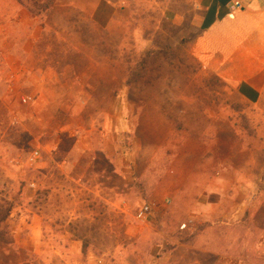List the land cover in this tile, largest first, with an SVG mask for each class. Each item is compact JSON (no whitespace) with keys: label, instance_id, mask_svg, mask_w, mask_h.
Returning a JSON list of instances; mask_svg holds the SVG:
<instances>
[{"label":"crops","instance_id":"crops-1","mask_svg":"<svg viewBox=\"0 0 264 264\" xmlns=\"http://www.w3.org/2000/svg\"><path fill=\"white\" fill-rule=\"evenodd\" d=\"M104 4L105 12L111 11L100 23L95 16ZM90 5L92 9L73 0L55 4L48 15L36 17L16 0H0V73L5 70L12 85L26 87L119 86L114 78L109 82L108 71L116 69L109 50H74L67 41L75 22L65 19L66 28L56 23L62 12L80 10L103 34L114 24V9L103 0H90ZM164 16L187 40L184 49L189 56L227 89L228 104L208 116L211 123L202 131L175 147L174 165L161 183L166 193L142 205L154 210L147 223L135 220L142 206L134 211L125 195L126 163L116 145L120 182L112 178L111 187L104 186L109 178L97 179V171L92 170L82 178L69 175L68 188H56V198L70 203L56 206V232L47 226L48 209L38 202L40 193L36 189L19 192L20 202L2 225L11 231L12 243L0 242V264H54L55 258L56 264H150V259L152 264H264V146L256 147L246 138L234 107L240 103L252 109L251 118L263 120L256 133L264 135V0H167ZM19 31L24 35L19 36ZM77 63L88 65L83 77L73 74ZM90 76L96 82H89ZM27 96L34 100L32 94L22 98ZM94 130H70L76 139L80 134L91 139L83 150L74 145L61 167L82 161L78 159L82 152L91 156L94 169L100 150L110 156L104 143L94 146ZM34 151L39 150L30 153L26 164L14 159L7 164L33 167L40 160L29 162ZM86 177L90 180L84 186ZM15 183L0 181V196L12 199L17 194ZM73 183L76 190L70 189ZM84 191L87 199L81 196ZM59 218H66L63 224H57ZM84 218L97 226H88L85 233L80 232L81 225L71 229ZM183 224L188 225L186 230L180 229Z\"/></svg>","mask_w":264,"mask_h":264},{"label":"rangeland","instance_id":"rangeland-1","mask_svg":"<svg viewBox=\"0 0 264 264\" xmlns=\"http://www.w3.org/2000/svg\"><path fill=\"white\" fill-rule=\"evenodd\" d=\"M69 1L73 0H57L56 5ZM78 1L92 9L90 0ZM103 1L114 9V24L103 34L91 26L89 17L80 10L60 13L56 23L66 28L65 19L75 22V31L73 34L70 31L71 39L67 41L74 50H109L110 57L118 62H115V70L108 71L109 82L114 78L119 86L26 87L12 85L5 70L0 73V181L5 185L16 182L18 193L36 189L41 195L38 202L48 209L47 226L55 232L56 206H70L68 201L56 198V188L67 189L69 175L82 178L94 170L97 179L109 178L104 186L111 187L112 178L120 182L122 176L115 167L117 145L126 163L122 173L125 195L131 198L136 211L153 199L151 197L160 199L166 193L161 183L174 165L175 147L183 138L193 136V132L202 131L211 123L208 116L228 104L224 85L189 56L184 49L187 40L181 39L180 29L167 23L164 16L167 0ZM20 35H24L23 32L19 31ZM60 47L56 41V50ZM85 63H77L73 74L83 77L88 70ZM88 81L96 82V79L90 76ZM27 94H32L34 100L24 104L22 97ZM61 98L66 101L59 102ZM234 107L246 138L256 147L264 146V135L256 133V127L260 129L263 120L251 118L255 112L244 104L237 103ZM72 128H94V146L100 148L104 143L110 156L100 150L94 169L91 156L82 152L78 157H82V161L61 167V162L74 152V145L77 150H83L91 139H82L80 134L77 142L76 136L70 135ZM205 137L211 139L212 136ZM33 150H39L41 158L38 164L29 167L25 164ZM13 159L22 161L24 166H9L8 161ZM89 180L86 177L81 184L87 186ZM31 183L35 188L30 187ZM74 184L70 189L76 190ZM85 191L81 196L87 199ZM103 205L98 203L100 208ZM65 219L59 218L57 224H63ZM80 222L73 223L71 229L81 225L80 232L85 233L88 226H97L87 218ZM152 262L150 259L149 263Z\"/></svg>","mask_w":264,"mask_h":264},{"label":"trees","instance_id":"trees-1","mask_svg":"<svg viewBox=\"0 0 264 264\" xmlns=\"http://www.w3.org/2000/svg\"><path fill=\"white\" fill-rule=\"evenodd\" d=\"M19 4L25 7L28 12L36 17H45L51 11V9L55 6L57 0H16ZM106 5H102L99 7L95 19L104 23L105 19L108 18L111 9L105 12ZM20 202V193L17 192L12 199L6 198L4 196H0V242L10 244L12 243L11 231L8 227L2 228L8 218L11 215V212L15 208V206Z\"/></svg>","mask_w":264,"mask_h":264},{"label":"built area","instance_id":"built-area-1","mask_svg":"<svg viewBox=\"0 0 264 264\" xmlns=\"http://www.w3.org/2000/svg\"><path fill=\"white\" fill-rule=\"evenodd\" d=\"M232 9H235L234 7H232ZM22 102L24 104H29L32 102V98L31 97H24L22 98ZM40 159V152L39 151H34L29 159V162L31 164L37 162L38 160ZM31 188H35V184H32L30 186ZM154 210L152 208V206L150 205H144L140 208V210L136 213L135 215V220L137 222H140V223H147L149 221V218L152 216ZM188 227L187 224H183L180 229L181 230H186Z\"/></svg>","mask_w":264,"mask_h":264}]
</instances>
